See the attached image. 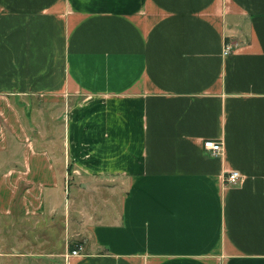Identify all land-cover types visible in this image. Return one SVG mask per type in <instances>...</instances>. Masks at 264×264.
Listing matches in <instances>:
<instances>
[{
	"label": "crops",
	"instance_id": "1",
	"mask_svg": "<svg viewBox=\"0 0 264 264\" xmlns=\"http://www.w3.org/2000/svg\"><path fill=\"white\" fill-rule=\"evenodd\" d=\"M0 157L15 264H264V0H0Z\"/></svg>",
	"mask_w": 264,
	"mask_h": 264
},
{
	"label": "rangeland",
	"instance_id": "2",
	"mask_svg": "<svg viewBox=\"0 0 264 264\" xmlns=\"http://www.w3.org/2000/svg\"><path fill=\"white\" fill-rule=\"evenodd\" d=\"M39 143H41L42 145L43 142H39ZM48 144H50L53 150H56L57 152L60 151V141L58 139L54 142H48ZM10 165L11 162H4L2 157H0V175H1V171L5 169V167H8ZM74 179H71L72 183L70 185L67 184L65 186V189L63 190L62 204H61V207L63 209L68 208L70 206L72 199L75 195L74 184L75 183L77 184V182L79 181ZM85 194L86 193H83L84 196H86ZM20 211H21V207L18 203L16 205V209L14 204L13 210L10 214L7 215L0 214V264L16 263L18 257H15L16 254L15 246L19 245V243H20V248H22V251L30 250V251H35L37 254L44 253L49 249V247L58 246V241L50 240L48 236L33 237L31 236L33 234L29 235L27 233V230L38 229L40 227H43V225H41L42 223L39 220L22 219ZM21 229L24 230L23 236L15 238V234H17V232ZM57 229H59V227H57ZM35 239L37 240V243L33 247L32 245L30 246L29 240H35ZM38 240H43V242H38ZM73 243L74 241L70 242L69 246H71ZM23 258L25 259L22 261V263L20 262V264H34V260L32 262H29L26 259V257Z\"/></svg>",
	"mask_w": 264,
	"mask_h": 264
},
{
	"label": "built area",
	"instance_id": "3",
	"mask_svg": "<svg viewBox=\"0 0 264 264\" xmlns=\"http://www.w3.org/2000/svg\"><path fill=\"white\" fill-rule=\"evenodd\" d=\"M231 45L227 44L224 49V54H229L231 52ZM204 147L208 149L212 154L218 155L223 150V143L221 141L216 140H208L204 142ZM240 179V173L236 170L231 171L225 178L227 183H236ZM84 249L83 242H78L75 244V247L70 250L71 256L80 255L82 250Z\"/></svg>",
	"mask_w": 264,
	"mask_h": 264
},
{
	"label": "trees",
	"instance_id": "4",
	"mask_svg": "<svg viewBox=\"0 0 264 264\" xmlns=\"http://www.w3.org/2000/svg\"><path fill=\"white\" fill-rule=\"evenodd\" d=\"M75 246V244H72L70 247H71V249L73 248Z\"/></svg>",
	"mask_w": 264,
	"mask_h": 264
}]
</instances>
